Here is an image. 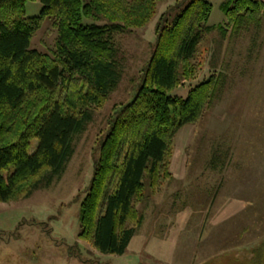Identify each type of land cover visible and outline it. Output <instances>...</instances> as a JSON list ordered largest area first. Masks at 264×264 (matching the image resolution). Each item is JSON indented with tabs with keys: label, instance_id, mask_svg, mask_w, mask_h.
<instances>
[{
	"label": "trees",
	"instance_id": "trees-1",
	"mask_svg": "<svg viewBox=\"0 0 264 264\" xmlns=\"http://www.w3.org/2000/svg\"><path fill=\"white\" fill-rule=\"evenodd\" d=\"M29 1L35 0H0V203L30 197L64 172L75 136L92 120L90 108L104 106L122 79L109 33L146 26L158 3L41 0V14L26 18ZM212 10L208 0H189L170 26L167 15L174 7L167 10L135 98L110 121L80 211L79 237L100 252L126 253L144 218L138 205L145 197V175L158 193L172 177L177 133L214 104L221 84L216 74L193 87L187 98L171 94L182 77L198 72L193 59ZM225 13L235 32L261 22L264 1L229 0ZM94 14L112 24L86 23ZM47 18L55 19L58 28L53 55L31 47ZM219 28L228 33L224 25ZM56 93L59 100H53ZM32 138L38 140L34 152Z\"/></svg>",
	"mask_w": 264,
	"mask_h": 264
},
{
	"label": "rangeland",
	"instance_id": "rangeland-1",
	"mask_svg": "<svg viewBox=\"0 0 264 264\" xmlns=\"http://www.w3.org/2000/svg\"><path fill=\"white\" fill-rule=\"evenodd\" d=\"M208 1L213 10L193 59L198 72L189 79L182 77L171 94L187 98L193 87L216 74L221 80L217 97L199 121L177 133L169 166L172 177L158 193L145 175V197L138 205L144 218L126 253L100 252L79 237L81 202L111 119L133 101L142 83L163 15L174 7L167 15L170 26L189 0H158L146 26L109 33L122 79L104 106L90 108L92 120L75 136L74 153L64 172L30 197L0 203V264H264V17L233 32L225 13L229 0ZM42 8L41 0L29 1L23 16H39ZM85 22L112 24L99 14ZM221 25L227 27L226 35ZM57 38L56 21L47 18L31 47L53 55ZM54 96L53 100L60 99V93ZM37 146L38 140L32 138L30 151ZM253 190L259 193L261 206L260 245L255 244L260 250L254 260H243L239 247L219 253L222 250L207 246L213 216L226 206L222 217L231 225L240 221L238 211L244 203L250 205Z\"/></svg>",
	"mask_w": 264,
	"mask_h": 264
},
{
	"label": "crops",
	"instance_id": "crops-1",
	"mask_svg": "<svg viewBox=\"0 0 264 264\" xmlns=\"http://www.w3.org/2000/svg\"><path fill=\"white\" fill-rule=\"evenodd\" d=\"M249 196L248 202L250 205H247L246 207V203L243 204V207L241 208L242 212L238 211V214H241L240 221H237L233 225L229 224L227 219L225 220V218L222 217L226 211V206H222L218 210V213L211 219V224H209L206 231L207 246L214 247L215 249L213 250H222V252L219 253H223L226 248L239 247L240 250H243V252H239L242 254L241 257H243V260H254L255 251L260 250L256 248L257 245L255 244L260 241L258 238V231L261 229L258 226L260 214L258 216L257 210L261 211V206L260 200H258L259 193L257 194V192L253 190ZM251 196L255 197L250 199ZM230 228L235 229L230 230ZM231 245L236 246L233 247ZM251 245L253 248H249ZM252 264L257 263L252 261Z\"/></svg>",
	"mask_w": 264,
	"mask_h": 264
}]
</instances>
